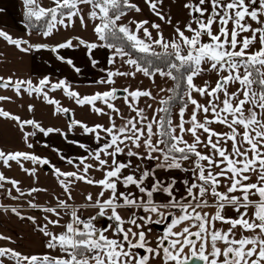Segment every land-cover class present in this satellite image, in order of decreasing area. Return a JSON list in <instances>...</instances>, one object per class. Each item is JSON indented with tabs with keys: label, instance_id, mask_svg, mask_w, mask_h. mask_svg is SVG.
<instances>
[{
	"label": "snow or ice",
	"instance_id": "1",
	"mask_svg": "<svg viewBox=\"0 0 264 264\" xmlns=\"http://www.w3.org/2000/svg\"><path fill=\"white\" fill-rule=\"evenodd\" d=\"M142 2L161 23L137 20L132 14L144 10L135 0H50L48 5L22 0L25 28L42 40L74 29L79 21L85 30L91 24L92 41L73 36L52 46L33 44L0 30V38L18 51L48 50L76 73L81 69L60 50L82 47L95 68L100 64L95 52L104 49L111 66L100 68L105 75L97 81L111 87L91 95L74 90L66 77L54 82L45 75L34 83L0 76V90L41 99L52 106L53 115L68 121L65 132L0 107V118L14 123L28 149L34 148L33 141L40 143L38 135L58 133L84 153L71 158L53 149L74 169L63 171L34 152L0 149L3 167L10 169L14 162L29 176L36 175V168L26 162L51 167L67 197L56 196L53 206L43 208L27 200L28 207L45 214L43 224L16 207L3 208L31 221L45 238L46 251H18L7 246L15 243L12 237L0 233L6 242L0 246V264H264V0H184L188 19L183 27L173 23L165 0ZM162 25L172 28L168 37ZM138 74L159 91L154 95L151 89L113 86L116 78ZM206 74L211 75L202 85L195 83ZM156 77L171 85H156ZM57 91L96 116H106L107 125L76 119L72 109L50 95ZM11 99L0 95V101ZM34 107L29 104L27 111ZM76 129L91 143L69 139ZM147 162L154 164L148 167ZM174 171L185 175H170ZM93 172L102 178L95 179ZM81 182L100 189L95 198L85 196L84 206L97 209L88 218L68 203ZM6 184L11 187L5 189ZM20 185L0 172V190L13 200L47 191L31 187L25 193ZM158 195L163 199L157 200ZM64 216L69 219L61 223ZM98 217L111 223L97 226ZM153 225L163 227L150 239ZM57 227L63 230L53 231Z\"/></svg>",
	"mask_w": 264,
	"mask_h": 264
},
{
	"label": "rangeland",
	"instance_id": "2",
	"mask_svg": "<svg viewBox=\"0 0 264 264\" xmlns=\"http://www.w3.org/2000/svg\"><path fill=\"white\" fill-rule=\"evenodd\" d=\"M41 3L44 5H48L50 3V0H41ZM4 5H7V12L10 13L9 16L6 15L5 12L0 13V30H3L7 33H9L13 38H20L23 37L25 39H29L31 43H47L50 46L55 45L59 42H63L67 38H71L73 36H80L86 40L92 41L95 39L93 33H92V27L91 24H89L88 28L82 29L79 25V21L76 22V26L74 29L69 30H61L57 33H55L52 37L41 39L39 36V33L36 31H33L31 29L25 28V22H24V13L25 8L22 3V0H0V9H3L2 7ZM13 6V7H12ZM135 16L137 20L145 19L141 14H132ZM32 32L31 36H29L27 33ZM164 32V31H163ZM172 31L164 32L165 37H168ZM155 34V33H154ZM32 54L36 57L38 54L37 50H32L29 53H22L18 51L14 46L8 45L2 38H0V76L8 77L13 76V79L16 78H22V79H29L31 78V70H30V59L32 57ZM38 58V57H36ZM111 67V66H109ZM127 67V66H125ZM208 75L206 74L202 78H197L195 83L198 85L203 84V80L208 78ZM33 82H37L40 78L38 76H35L31 78ZM54 82L58 79L51 78ZM215 77L212 76V79L210 83H214ZM72 84V83H71ZM156 85L162 86V87H168L171 85V82H168V84H165L164 81L156 77ZM117 89H122L124 87H129L130 89H134L136 87H140L142 89H151L153 91V94L155 95L159 89L158 87L152 86L151 82L148 78L143 77L142 75H137L135 79H129V78H116V84L113 85ZM72 87L74 90L81 93V95H91L95 92H103L107 90L108 87L106 85H78V84H72ZM0 95L3 96H10L12 99L10 101H0V107H3L6 111H9L13 114L19 115L22 119H29L34 118L37 121L42 122L44 127H56L61 128L65 132H67V123L68 121L65 119L63 115H53V108L52 106L47 105L44 103L41 99L32 98L27 95H24L22 98H18L15 96L13 91L11 90H0ZM50 95L54 96L55 99L59 100L64 107H68L73 110L75 114V118L78 120H82L86 123H88L90 126L95 123H101L107 125L108 118L105 117H98L94 113L90 111V109L86 107H79L77 106L73 101L66 98L62 92L57 91L55 93H51ZM165 93H160V96H164ZM197 99H201L199 96L196 97ZM159 99V97H157ZM148 103H153V101L148 100ZM203 103L204 101L201 100ZM29 104L34 105V111L28 112L27 107ZM117 104L119 106H122V101H117ZM98 106L104 107L102 104H99ZM141 106H144L143 103ZM155 106V105H154ZM125 112H127V109H123ZM178 107L174 108L173 110V119L174 121L177 119ZM149 115H151V112L149 111ZM117 123H120V120L117 119ZM217 130H223L217 127ZM75 133H80L79 129L75 130ZM59 135L58 133H56ZM52 135V134H51ZM50 135V136H51ZM60 136V135H59ZM48 138V137H47ZM187 139H191L190 137H186ZM41 139V136L38 135L36 140H39L40 143H35L33 141L34 145H39L44 143ZM48 143V142H47ZM0 149H3L6 152L10 151H25V152H34V148L28 149L27 146L23 143L21 139V135L19 131L17 130L16 126L13 122L5 120L3 118H0ZM48 151L45 149V153H43L41 156H45L48 158L49 154ZM143 151V149H141ZM52 153V151H50ZM26 167L29 168H36V175L35 176H29L25 174L14 162L12 163V167L6 168L0 165V172H3L7 177L14 178L21 182V188L25 193L29 190L31 187H37L40 189H46L47 191H41L39 193L33 194V197L37 195L38 199L43 198V194L45 195L46 199L48 198L50 201L52 198H55L57 193L61 192L62 189L58 184V181L53 174V171H44L43 166L39 165H32L30 162L25 163ZM96 175L100 176L102 178V173L96 172ZM99 178V179H100ZM83 184V183H82ZM11 185H5V189L10 188ZM93 186H86V191L88 190V193H98L96 190H99V188H92ZM92 190H91V189ZM221 191H224V188L220 189ZM3 194L7 198H9L5 191L0 190V195ZM17 193L15 190L12 191V196H16ZM33 197H25L21 200H28L32 199ZM11 201H16L11 198H9ZM35 200V199H34ZM229 214H231V210H229ZM142 251V250H141Z\"/></svg>",
	"mask_w": 264,
	"mask_h": 264
},
{
	"label": "crops",
	"instance_id": "3",
	"mask_svg": "<svg viewBox=\"0 0 264 264\" xmlns=\"http://www.w3.org/2000/svg\"><path fill=\"white\" fill-rule=\"evenodd\" d=\"M139 4V6L144 10L143 14H141L145 19H151L155 21L156 23H161L156 17L151 16V14L148 12V9L143 4L142 0H135ZM184 3V0H165L164 9L166 12H170L172 16L173 23H179L181 27H183L184 23L187 21V12L183 9L182 5ZM13 7V6H12ZM3 9H0V13L5 12L6 15L9 16L10 13L7 12V5H4L2 7ZM4 11V12H3ZM1 16V15H0ZM164 32L172 31V28L168 25H162ZM106 50L99 49L95 52V57L100 60V64L97 67H93L88 59V57L85 54V50L81 47L79 49L70 50V49H62L60 50V54L66 56L67 58H71L75 65L78 66L81 71L80 73H76L71 67H69L67 64H64L58 60H56L55 55L52 54L50 51L41 49L38 51V54L36 55V58L33 54L30 59V74L32 77L35 78V76H38V78H42L45 75L50 76L53 79H61V78H67L68 81L72 84H78V85H104L97 83V81L105 75V73H102L100 71V68L109 67L106 65V58L105 53ZM31 77V78H32ZM69 139H78L81 142L85 143H91L90 139L88 137L81 136L80 133H69ZM41 139L44 143L35 145L34 146V153L38 156H41L43 153H45V149L52 151H48V159L51 161L52 164L56 165L57 167L61 168L63 171H70L74 170L71 166L67 165L65 162L60 161L56 155V153L53 151V149H59L64 155L75 158L79 155H84L83 151L79 149L78 147H75L73 145H69L64 141V139L57 135L56 133H53L51 136L43 137L42 135ZM48 142V143H47ZM47 144L48 147H45L44 145ZM92 147H95V145H91ZM46 154V153H45ZM43 157V156H41ZM45 157V156H44ZM154 162H147L148 167H152ZM46 167V168H45ZM44 171H52V168L49 166H43ZM99 172H97L98 174ZM158 175H164L162 172H158ZM95 179H99L100 176L96 175V172H93L91 174ZM170 175H175L178 177H182L185 174L180 172H172ZM86 186H89L87 184L79 183L75 189L72 191V196L74 197L73 200L68 201V203L74 207H77L80 209V214L83 218H88L90 216L95 215L97 209L85 207L86 201L85 196L87 195L86 192ZM92 188H98V187H92ZM91 189V188H90ZM92 190V189H91ZM96 192H99V190H96ZM56 196H59L61 199H67L65 195H63L62 191L55 194ZM93 197L95 198L96 193H92ZM42 199H38L37 195L35 198L33 197V202L40 205L41 208L45 206H53L56 201L55 198H52L51 201L46 197L45 195H42ZM35 199V200H34ZM157 200L163 199L162 196H156ZM0 233H2L5 236H11L12 240L15 241V243H9L7 244L8 247L16 248L18 251L24 252V253H37V252H43L46 251L43 247V241L44 237L41 233H39L37 230H35V226L32 224L31 221L24 219L21 220L14 214H12L10 211L5 212L3 208L11 209L13 207L18 208V210L21 212L24 216H35L37 219L41 222V224L44 223L43 216L45 215L41 211L32 209L28 207L27 200H16L11 201L9 198H7L5 195H0ZM208 211H212L211 209H208ZM120 214L122 216H128V212L126 210L121 209ZM53 219L55 217H52ZM69 219L68 216H64L61 220V223L66 222ZM97 226H104L109 223L110 221L107 220L106 217H98L95 221ZM162 225H153V233L149 237L150 239H154L155 235L158 234L162 230ZM62 228H55L53 231L60 232L62 231ZM6 242L0 241V246L5 245ZM155 264V262H154Z\"/></svg>",
	"mask_w": 264,
	"mask_h": 264
},
{
	"label": "trees",
	"instance_id": "4",
	"mask_svg": "<svg viewBox=\"0 0 264 264\" xmlns=\"http://www.w3.org/2000/svg\"><path fill=\"white\" fill-rule=\"evenodd\" d=\"M24 22L26 23V20H25V16H24ZM32 30V29H31ZM136 55H139V54H136ZM178 107V106H177ZM177 107H174V108H177ZM174 108H173V110H174Z\"/></svg>",
	"mask_w": 264,
	"mask_h": 264
},
{
	"label": "water",
	"instance_id": "5",
	"mask_svg": "<svg viewBox=\"0 0 264 264\" xmlns=\"http://www.w3.org/2000/svg\"><path fill=\"white\" fill-rule=\"evenodd\" d=\"M118 94H120V93H118ZM46 168V167H45Z\"/></svg>",
	"mask_w": 264,
	"mask_h": 264
}]
</instances>
